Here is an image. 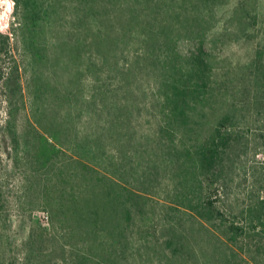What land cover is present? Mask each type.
Masks as SVG:
<instances>
[{"label": "rangeland", "instance_id": "1", "mask_svg": "<svg viewBox=\"0 0 264 264\" xmlns=\"http://www.w3.org/2000/svg\"><path fill=\"white\" fill-rule=\"evenodd\" d=\"M0 32V264H264V0H0ZM200 42L172 126L163 83ZM225 117L206 179L184 153Z\"/></svg>", "mask_w": 264, "mask_h": 264}, {"label": "trees", "instance_id": "2", "mask_svg": "<svg viewBox=\"0 0 264 264\" xmlns=\"http://www.w3.org/2000/svg\"><path fill=\"white\" fill-rule=\"evenodd\" d=\"M16 4L18 0H13ZM9 50V37L0 32V55H7ZM206 51L200 42L191 55L188 57L190 70L185 71L176 64H171V69L167 72V79L163 83L164 104L169 108V119L171 125H177L179 121L185 124L186 109L190 108V102L198 100L199 95L206 88V82L210 75V68L205 60ZM166 74V75H167ZM203 89V90H202ZM229 121L228 117L222 119L213 132L205 138L200 144L196 145L192 151L185 150L184 156L188 158L187 164L194 162L195 173L203 178L210 179L216 174L221 165L224 151L228 147L231 136L227 132L225 124ZM176 123V124H174ZM184 181L189 172V166L184 170ZM203 207V208H202ZM201 208L197 207V213L203 219L209 220L215 212V217L223 218V214L211 208V203L203 204ZM260 209H264V201L260 204ZM202 210V211H201ZM256 213V214H255ZM249 215L255 214L251 223L258 222L264 226V212L258 211V208L250 210ZM250 217V216H249ZM209 218V219H208ZM232 237L230 241H235L236 237L243 233V229L230 224ZM264 235V232H262Z\"/></svg>", "mask_w": 264, "mask_h": 264}]
</instances>
